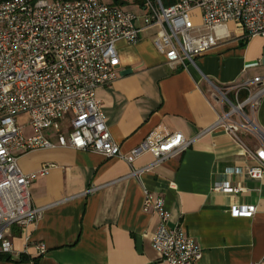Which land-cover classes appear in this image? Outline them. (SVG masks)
<instances>
[{
	"label": "crops",
	"instance_id": "0c3cea01",
	"mask_svg": "<svg viewBox=\"0 0 264 264\" xmlns=\"http://www.w3.org/2000/svg\"><path fill=\"white\" fill-rule=\"evenodd\" d=\"M190 21L201 24L198 9ZM225 29L229 36L186 69L171 67L157 51L153 28L140 32L134 44L117 41L118 75L97 88L96 98L120 150L127 153L142 141L157 143L175 132L196 139L182 153L137 174L132 170L150 164L151 153L132 164L62 147L20 154L24 172L53 166L30 186L42 216L10 228L12 252L0 255V264H163L152 247L158 218L143 210L145 190L164 197L168 225L182 226L202 248L197 264H264V177L253 179L246 172L254 164L247 150H256L261 141L243 130L235 139L223 126L201 134L231 110L230 102L246 101L248 90L236 92L235 85L259 76L262 82L250 87H264V37L244 39L233 21ZM128 68L130 72H122ZM243 109L264 132V94L255 109L247 103ZM231 119L239 117L233 114ZM220 183L241 190L213 191ZM244 204L257 206L254 215L233 217L232 205ZM22 256L28 259L20 261Z\"/></svg>",
	"mask_w": 264,
	"mask_h": 264
},
{
	"label": "built area",
	"instance_id": "2783aa9c",
	"mask_svg": "<svg viewBox=\"0 0 264 264\" xmlns=\"http://www.w3.org/2000/svg\"><path fill=\"white\" fill-rule=\"evenodd\" d=\"M196 9L202 22L192 26L190 14ZM140 10L138 14L103 0L0 1V255L12 252L7 236L12 226L23 227L42 216L43 208L32 202L30 186L53 166L24 172L18 163L20 154L62 147L118 157L132 164L143 153H151L154 160L132 170L137 174L182 153L196 139L175 132L157 143L142 141L127 153L120 150L96 98L97 88L112 83L118 75V40L134 44L140 32L153 28L157 51L171 67L186 69L229 36L225 29L229 21L242 30L244 39L264 37V0H176L168 6L160 0H144ZM194 30L199 33L193 34ZM257 82L262 78L235 85L236 92L248 90L246 101L230 102L231 110L201 132L223 126L235 139L239 130L256 135L260 146L247 150L254 164L246 172L253 179L264 177V132L243 108L247 103L255 109L264 94V87L251 89L250 83ZM233 114L238 115V121L231 119ZM20 115H26V121H20ZM240 190L228 183L213 187L220 193ZM143 210L158 218L152 247L159 261L197 264L202 248L182 226L168 225L164 197L145 190ZM256 210L255 204L232 205L230 213L252 217ZM38 249L44 252L45 245L40 243Z\"/></svg>",
	"mask_w": 264,
	"mask_h": 264
},
{
	"label": "trees",
	"instance_id": "16d2710c",
	"mask_svg": "<svg viewBox=\"0 0 264 264\" xmlns=\"http://www.w3.org/2000/svg\"><path fill=\"white\" fill-rule=\"evenodd\" d=\"M2 1V0H0ZM60 1H71V0H60ZM106 1L112 5L120 6V7H125L127 9L131 8H137V9H142L144 6V0H103ZM163 6H168L176 2V0H160ZM3 258L0 256V259ZM28 258L25 256H22L20 261H25Z\"/></svg>",
	"mask_w": 264,
	"mask_h": 264
},
{
	"label": "rangeland",
	"instance_id": "374dc122",
	"mask_svg": "<svg viewBox=\"0 0 264 264\" xmlns=\"http://www.w3.org/2000/svg\"><path fill=\"white\" fill-rule=\"evenodd\" d=\"M136 13L140 14L142 11L140 9L132 8ZM18 119L22 122L26 121L27 116L26 115H20Z\"/></svg>",
	"mask_w": 264,
	"mask_h": 264
},
{
	"label": "water",
	"instance_id": "95a60500",
	"mask_svg": "<svg viewBox=\"0 0 264 264\" xmlns=\"http://www.w3.org/2000/svg\"><path fill=\"white\" fill-rule=\"evenodd\" d=\"M131 71V69L130 68H128V69H125L124 71H122L123 73H128V72H130Z\"/></svg>",
	"mask_w": 264,
	"mask_h": 264
}]
</instances>
